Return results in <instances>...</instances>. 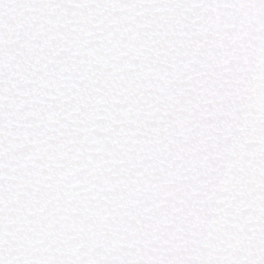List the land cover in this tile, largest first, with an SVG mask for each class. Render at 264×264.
Masks as SVG:
<instances>
[{
	"label": "snow or ice",
	"instance_id": "obj_1",
	"mask_svg": "<svg viewBox=\"0 0 264 264\" xmlns=\"http://www.w3.org/2000/svg\"><path fill=\"white\" fill-rule=\"evenodd\" d=\"M0 264H264V0H0Z\"/></svg>",
	"mask_w": 264,
	"mask_h": 264
}]
</instances>
